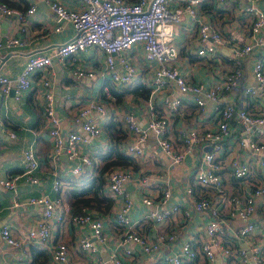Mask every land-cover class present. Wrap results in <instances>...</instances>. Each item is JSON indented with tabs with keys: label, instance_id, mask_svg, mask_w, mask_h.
<instances>
[{
	"label": "built area",
	"instance_id": "2783aa9c",
	"mask_svg": "<svg viewBox=\"0 0 264 264\" xmlns=\"http://www.w3.org/2000/svg\"><path fill=\"white\" fill-rule=\"evenodd\" d=\"M83 8L68 9L57 0L48 2L57 23H68L73 29V37L58 45L53 54L31 55L20 75L14 79L0 76V94L7 97L13 92L16 99L21 92L30 87L35 73H39V82L45 89L43 93L46 124L52 149L47 157L52 176V190L58 192L62 182L58 175L59 156L67 155L71 162L68 173L78 179L92 169L93 163L88 154L80 153V144L86 143L80 133L60 132V122L55 112L53 84L43 75L51 64L53 56L65 60L79 56L89 49L100 50L104 54L102 75L119 90H127L136 84L146 82L139 72V65L133 52L137 45L143 49V61L152 69L149 81L150 98L161 100V111H155L152 104L146 110L147 127L143 128L130 111L123 113V129L127 139L123 142L122 152L131 157H142L149 137L165 158L169 166H177L193 154L197 148L207 149L200 164L193 170L190 184L184 189L190 208L170 202V185L160 190V195L152 199L144 195L141 202L146 207L154 206L147 213L154 226H162L161 231L143 234L137 222L130 219L133 200L126 194V183L133 180L132 171L126 168L112 167L105 173L106 191L113 199H121L114 212L113 221L120 228L114 249L104 261L98 264H126L139 262L143 256L154 258L155 264H264V221L253 218L256 204H264V57L256 56L264 48V11L257 6L261 0H244L234 5V11L247 18L245 27L247 42L237 41L235 36H228L215 24L198 17L195 6L198 1L191 0L184 6L173 7L171 0H78ZM228 5L226 0H214L215 8ZM35 11L30 6L21 12L0 3V17L15 16L25 21ZM187 13L197 26V39L201 48L197 54L212 57L215 49L231 47L227 58L232 62L230 71L218 76L213 87L205 88L201 84H189L186 78L174 67L172 62L177 57V47L173 41L174 26L184 13ZM56 31L59 27L55 28ZM28 42L12 37L0 40L2 47L26 46ZM205 44V45H204ZM250 54L255 56L252 77L256 88L243 83L240 62ZM211 61V60H210ZM120 69H117L116 66ZM77 78H95L92 70L76 69ZM109 87V86H108ZM176 89L179 94L168 93ZM108 88L102 92L107 94ZM240 93L243 102L251 101L253 110L244 105L236 107L232 103H223L221 97L226 94ZM168 93V94H167ZM108 95V94H107ZM193 97L195 112L206 113L212 107L214 128H181L176 132V139L171 136L174 115L179 112L182 100ZM109 102L107 100H88L80 103L76 111V121L81 122V130L91 138L101 136L99 124L108 121ZM107 125V124H106ZM10 137H15L9 131ZM235 135L233 144L225 145V140ZM180 145V146H179ZM248 150L246 157H227V152L241 154ZM24 167L20 173L0 180V186L13 190L16 181L23 178L37 184L34 177L39 167L34 151L28 147L23 151ZM229 172L243 188V195L227 190L224 173ZM198 189V194H195ZM15 205L18 203H14ZM25 204L41 207V217L27 232L25 240L18 239L8 226L0 230V239L7 245L27 250L30 245L43 246L53 264H77L71 259L67 246L51 242V230L65 219L78 226L86 227L90 237L78 240V249L95 260L98 245L106 242L101 218L88 207L76 206L60 196L51 197L48 193L30 197ZM192 213L205 215L207 221L202 226H189ZM245 246V248L243 247ZM170 247L167 252H160L162 247ZM218 260V261H217Z\"/></svg>",
	"mask_w": 264,
	"mask_h": 264
},
{
	"label": "crops",
	"instance_id": "0c3cea01",
	"mask_svg": "<svg viewBox=\"0 0 264 264\" xmlns=\"http://www.w3.org/2000/svg\"><path fill=\"white\" fill-rule=\"evenodd\" d=\"M51 1L53 0H0V2L7 3L11 9L21 12L26 11L30 6L35 7L34 13L23 22L15 16L0 17L1 41L16 37L28 42L26 46H4L0 49V76L10 79L18 77L31 55L53 54L52 52L58 45L69 41L73 37V29L68 23H57L56 16L51 12L48 5V2ZM57 1L68 9L80 10L83 8L78 0ZM189 1L191 0H171V5L173 7L184 6ZM197 1L198 3L194 6L198 17L215 24L225 34L226 39H228L227 35H230L235 36L234 39L237 41L247 42L245 27L248 20L234 11L236 3L241 2L243 6L246 5L244 0H226L228 5H225L222 9L215 8L214 0ZM256 4L264 11V0L258 1ZM56 27H59L58 31L55 30ZM173 41L177 47V57L171 63L172 67L183 75L189 84H201L205 88L213 87L218 76H222L223 72L232 69V67L229 68L232 61L227 58L231 54V47L228 45L215 49L216 52L213 53L212 57H203L197 54L198 49L201 48V43L197 39V26L186 12L183 14L181 21L174 26ZM142 53V47L137 45L133 54L137 59L140 74L146 79V82L140 84L149 90L146 98L132 94L130 91L133 87L123 91L119 90L108 81L106 76L102 75L104 54L100 50L89 49L78 57L74 56L65 60L57 59L55 56L51 58V64L43 75L53 84L54 106L60 122V132L62 134L69 132L82 134L86 139V143L80 144V153L88 154L93 163L90 171L76 179L68 173L71 162L68 160L67 155L65 153L61 154L57 171L62 186L57 193L52 190L51 170L47 163L52 144L49 137V126L46 124L42 109L45 89L38 80L39 73L32 76L30 87L23 90L18 99L15 98L13 92L7 97L0 94V180L23 170L22 155L28 147H31L34 151L39 162V167L34 173V177L39 179L37 184L21 178L16 181L13 190L4 189L0 186V230L3 226H8L13 236L25 240L27 232L41 217V207L35 204L22 205V203H25L30 197H38L47 193L51 197L60 196L64 200L73 201L76 189L81 186V183H78L79 179L93 171L95 161L101 165L98 159L99 154H104L110 148L111 135L121 137L120 148L127 139V134L123 129V113L132 112L142 127L146 128L147 114L145 112L148 106L152 104L155 111H161L162 106L159 97L150 98L149 81L152 77V69H149L143 61ZM256 56L264 57V48L258 51ZM54 57L55 61H53ZM254 58L253 54L246 56L240 62L239 68L242 71L244 85L256 88L252 77ZM116 68L120 69L118 65ZM76 69L92 70L95 72V78H77L74 75ZM104 87L108 88V95L103 94ZM110 88L121 96L118 101L111 93ZM171 92L179 94L175 88L168 91L170 94ZM102 95L105 96V99H102ZM192 99L191 95H187L182 100L179 112L174 115L171 128L173 139H176V132L181 128L208 129L214 128L216 124L211 119L212 107H209L206 113L195 112ZM88 100H102V102L107 100L109 102L108 121L105 124L103 122L99 124L102 133L96 139L82 133L81 122L76 121L77 107L80 106V103ZM220 101L232 103L236 107L244 105L253 110V105L249 104L251 101L246 100L243 102L239 92L223 95ZM260 105L264 107V99L260 101ZM109 123H119V126H115L118 132H116L114 126L107 129L106 126ZM9 131L13 132L15 137H10ZM234 140L235 135L226 139L225 145L233 144ZM205 151L207 149L197 148L181 164L169 166L156 147L153 137L150 136L142 157L128 156L131 160L129 165L114 166L126 168L133 173V180L126 183L125 191L133 200L130 219L137 222L138 229L143 234L149 235L150 232L161 231L163 227L154 226L152 221L145 217L147 213L154 210V206H144L141 202L142 197L149 195L150 198L156 199L160 195V190L166 184L170 185V202L179 203L190 208V201L188 197H185L184 189L190 184L193 170L200 164ZM248 152V150H245L239 154L232 151L227 152L226 156L231 158L235 156L246 157ZM223 177L224 184L229 192L236 194L238 190L239 194L243 195L241 183L235 185V180L229 172H225ZM104 192L110 199L109 209L106 212H101L90 208L101 218L106 235L105 244L98 245L97 260L78 249V240L83 236L90 237L86 227L75 225L65 219L62 223L56 224L51 230V242L65 244L74 263L98 264L99 261L106 260L115 247L120 228L114 223L113 215L120 205L121 199L111 198L106 191V185ZM194 192L198 194V189H195ZM15 202L18 205H15ZM255 210L253 218L257 221H264V204L257 203ZM206 221L207 217L205 215L192 213L191 220L188 223L189 226L194 223L197 227L202 226ZM26 249L13 248L0 239V264H53L43 246L32 244ZM169 249V246L167 248L164 246L160 252H167ZM35 252H40V255ZM154 261L155 259L151 256H143L139 262H127L126 264H155ZM217 264H221V262L219 261Z\"/></svg>",
	"mask_w": 264,
	"mask_h": 264
},
{
	"label": "trees",
	"instance_id": "16d2710c",
	"mask_svg": "<svg viewBox=\"0 0 264 264\" xmlns=\"http://www.w3.org/2000/svg\"><path fill=\"white\" fill-rule=\"evenodd\" d=\"M5 3V2H0ZM8 5L7 3H5ZM9 6V5H8ZM111 93L118 101L120 99V95L113 91L110 88ZM132 94L140 96L141 98H146L149 94V90L146 89L144 86L137 84L135 85L131 91ZM102 99H105V96L102 95ZM119 126L118 124L109 123L106 128L109 129L110 126ZM116 128V127H115ZM109 131V130H107ZM110 132V131H109ZM116 132L118 129L116 128ZM121 137H114L111 135V144L110 148L104 153L99 154V165L97 161L94 162V169L93 171L84 177L79 179L78 183H81V186L76 189L77 191L74 194L73 203L76 206L88 207L91 209H96L101 212H106L110 207V199L104 192L105 190V173L112 167L123 165L127 166L131 163L130 158L121 152ZM72 181V180H70ZM76 183L77 181L74 180ZM40 255V252H35Z\"/></svg>",
	"mask_w": 264,
	"mask_h": 264
},
{
	"label": "rangeland",
	"instance_id": "374dc122",
	"mask_svg": "<svg viewBox=\"0 0 264 264\" xmlns=\"http://www.w3.org/2000/svg\"><path fill=\"white\" fill-rule=\"evenodd\" d=\"M105 185H106V180H105ZM73 203V201H71ZM74 204V203H73ZM243 247L245 248V246L243 245Z\"/></svg>",
	"mask_w": 264,
	"mask_h": 264
},
{
	"label": "water",
	"instance_id": "95a60500",
	"mask_svg": "<svg viewBox=\"0 0 264 264\" xmlns=\"http://www.w3.org/2000/svg\"><path fill=\"white\" fill-rule=\"evenodd\" d=\"M56 59H55V57H54V59H53V61H55Z\"/></svg>",
	"mask_w": 264,
	"mask_h": 264
}]
</instances>
